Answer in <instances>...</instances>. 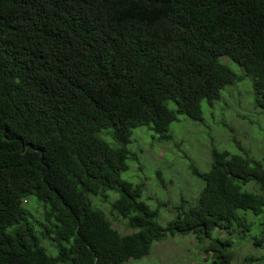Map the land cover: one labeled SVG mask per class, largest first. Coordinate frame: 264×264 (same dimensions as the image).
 Instances as JSON below:
<instances>
[{
  "label": "trees",
  "instance_id": "16d2710c",
  "mask_svg": "<svg viewBox=\"0 0 264 264\" xmlns=\"http://www.w3.org/2000/svg\"><path fill=\"white\" fill-rule=\"evenodd\" d=\"M222 57L264 113V0H0V264H127L188 235L215 264L248 238L264 249L247 216L263 214L264 169L245 153L193 165L197 203L165 225L121 176L134 129L170 142L179 115L201 122L202 102L240 81Z\"/></svg>",
  "mask_w": 264,
  "mask_h": 264
},
{
  "label": "rangeland",
  "instance_id": "374dc122",
  "mask_svg": "<svg viewBox=\"0 0 264 264\" xmlns=\"http://www.w3.org/2000/svg\"><path fill=\"white\" fill-rule=\"evenodd\" d=\"M220 62L241 79L226 86L221 97L212 104L202 102L204 119L201 122L179 115L169 128L173 140L164 143L156 139L150 126L138 127L127 145L132 156L127 159L128 169L122 172V179L144 183L143 200L158 211V222L162 225L175 217L174 206L183 201L189 206L196 205L203 182L193 174L192 166L207 172L213 148L226 150L232 155L245 153L260 162L264 169V113L256 103L252 82L249 77H244L243 69L229 58L222 57ZM243 189L247 190V187ZM99 207L121 234L134 232L121 217L110 211V205L100 203ZM247 216L252 222L253 234H256L259 222H264V210L261 216L254 217L251 212ZM219 234L222 238L228 237L225 232ZM236 235V232L231 235L234 243ZM246 240L235 245L233 263L264 264V249L253 246L250 238ZM48 253L54 254V251L48 249ZM252 256L257 260L248 261ZM127 264L215 263L214 255L201 253L198 240L188 235L164 238L153 244L149 256L131 259Z\"/></svg>",
  "mask_w": 264,
  "mask_h": 264
}]
</instances>
